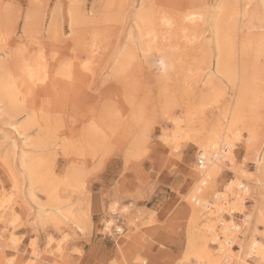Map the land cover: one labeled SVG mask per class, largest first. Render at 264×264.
I'll use <instances>...</instances> for the list:
<instances>
[{
	"label": "rangeland",
	"instance_id": "374dc122",
	"mask_svg": "<svg viewBox=\"0 0 264 264\" xmlns=\"http://www.w3.org/2000/svg\"><path fill=\"white\" fill-rule=\"evenodd\" d=\"M233 1L0 0V78L16 92L12 104L0 94V264H198L190 248L195 139L246 86V119L264 142V50L253 45L243 68L230 58L234 78L216 73L213 24ZM144 13L155 29L142 40ZM180 18H198L189 25L196 28L168 26ZM248 19H238L242 35ZM162 48L175 62L164 75L153 60ZM210 85L216 97L207 95ZM178 118L191 135L178 131ZM242 132L234 163L200 198L242 165L256 175ZM25 160L39 166L41 182ZM263 189L250 188L247 213L264 242L256 212L264 210ZM246 226L233 247L243 258Z\"/></svg>",
	"mask_w": 264,
	"mask_h": 264
},
{
	"label": "bare ground",
	"instance_id": "6f19581e",
	"mask_svg": "<svg viewBox=\"0 0 264 264\" xmlns=\"http://www.w3.org/2000/svg\"><path fill=\"white\" fill-rule=\"evenodd\" d=\"M262 1L264 0H260L259 2L261 3H258L255 6V0H242L241 2L239 0H234L233 6L229 5L230 7H223L221 9L222 11L219 9V18L213 24V34L214 39L216 40L217 48V74H221L229 78H234L233 76L236 75L237 72L235 73V70H233L235 68H233L229 64L228 60H230V58L240 57L241 67L243 68L244 66H246L245 59L246 56L248 57V51L250 48H254L253 45L258 46L259 49L262 51L264 50V31L259 30L257 32H253V29L255 28H264V2ZM226 3L227 0H225L224 6H226ZM252 4L254 5V7L251 9L249 8V6ZM223 15L224 19L222 18L221 20L220 16ZM245 16H249V21L245 25V27H247L248 34L242 35L239 32L242 31L244 25H240L238 19H240L241 17L243 18ZM139 18L141 22V28L139 31L140 38L143 40L147 37H150L151 33H154L152 31L155 28H153V20L150 19L149 15H146L145 13L144 15L140 14ZM197 19L198 18L191 20L195 21ZM178 20L179 21H171V19H169L168 26L173 28V30L175 29L178 31H183L184 29L191 30L192 27L196 28L195 26H189L192 24L191 20H184V18H180ZM243 21L244 19L242 20V23ZM153 60L155 61L158 71L161 73V75H164L171 71L173 64L175 63H173V58L166 52L165 48H162L157 51L155 53V57H153ZM232 62L233 61H231V64ZM29 73L32 77L34 72L32 73L29 70ZM14 84L15 83H13L12 80L8 81L5 78H0V94L1 96H5L11 104L14 101V94L16 93L14 92ZM210 86L214 88L209 90L207 95L211 96L212 98L216 97L219 94L217 88L215 87L216 85ZM245 91L246 86H244V90L242 93H239L237 97H234L232 99L230 107H228L227 110L223 112L221 118H219L216 123L211 125L210 128L204 127V129L202 130L203 132H200L202 135L198 136L195 139L196 143L200 147L199 151L207 157V163L205 167L207 168L209 173L208 186L212 185L213 181H218L220 174L223 171L227 162L234 163V159H236L235 150L238 148V144L241 143L243 140V129H245L249 135V138L246 142V149L248 152L254 154L255 163L257 165L255 176L252 175V173H248V171L244 170V168H242L244 165H242L241 168L233 171L235 173L234 176L232 177V179L227 181V183H225L224 187L221 190H217L214 192L213 188V190L209 192L208 196H202L203 198H200L203 203L208 204L215 193L222 192V194H226L230 198L225 203L216 204L215 208H210L206 205H203L204 207H202V205L193 203L191 210L193 219L191 223L193 224L195 230L193 229L192 232L190 248L192 249V253L197 257L198 264H240V261L245 262V264H254L248 261V259L250 258L258 259L260 263L264 264V242L256 238V233L254 231H250L252 225H249L248 223L249 220L252 219V215L247 213L249 212V209L247 207L248 201L246 196V193L247 195H249L248 193L251 187H264V142L262 141L263 139L261 137V133H259L256 128L257 125L255 127V124L252 125L250 122H248L249 120L246 119L247 108L245 101L249 100H245ZM178 120V131L181 133L184 132L186 135H191L189 130H184L181 128V122H184L182 118H178ZM23 163L24 166L27 167L28 172L30 173L34 181H36V183L41 182V179H43V177H39V166L30 160H25L23 161ZM202 171L203 168L197 166L191 171L190 178L194 179L196 178V176H198L199 180ZM198 180L196 183H198ZM218 183L219 182H217V185ZM242 183H245V186L247 188L246 193H243V191L238 188V186L242 185ZM48 193L51 194L50 191ZM116 205L117 204L115 203V206ZM225 210H229L230 212L241 210L244 213V219L242 221L241 226H246L247 224L249 225L246 226V229L248 228V231L245 234L247 242L245 241L244 243H242V241H240L238 244L245 248V255L247 260L246 258H243L240 254L234 253L236 252L233 249L234 245L236 244L235 240H242V238L240 239V233H238L240 225L236 230L232 229V227L230 228L228 226V223H226L227 220L222 216ZM256 212L258 214L257 221L260 223V226H264V210L262 208H257ZM111 216L112 217L106 221V226L108 228L112 224H115V214L112 213ZM231 222H233V220ZM220 223L224 225L220 226ZM49 239L52 240L53 238ZM58 243L62 244L63 240L59 239ZM216 243L218 244V248L214 252L211 249L212 246L210 247V245ZM6 259L7 261H9V263L14 261L13 258Z\"/></svg>",
	"mask_w": 264,
	"mask_h": 264
},
{
	"label": "built area",
	"instance_id": "2783aa9c",
	"mask_svg": "<svg viewBox=\"0 0 264 264\" xmlns=\"http://www.w3.org/2000/svg\"><path fill=\"white\" fill-rule=\"evenodd\" d=\"M243 159H244V157H243ZM196 160H197L196 163L198 164L199 167L203 168V171H202L200 178L198 180L199 184H198V188L196 189V194L192 195L191 201L195 204L202 205V207H204L203 205H206L210 208H215L216 204H221V203H225L226 201H228L230 199L229 196L226 194H222V192L215 193L208 204H205L201 201L199 194L201 195L202 193H204L202 189H204L208 185V179H209V173H208L207 168L205 167L206 163H207L206 162L207 157L202 152H199ZM238 188L241 191H243V193L247 192V188L245 186V183H242V185L238 186ZM247 201H248L247 202V205H248V203L250 201L249 195H247ZM222 216L227 220L226 223H228V226L230 228L232 227V229H235V230L238 228L239 225L240 226L242 225V221L244 219L243 213H241L239 211L230 212L229 210L228 211L225 210L224 213L222 214ZM232 220H233V222H231ZM220 225L223 226L224 224L220 223ZM114 231L116 234L119 235V234L123 233V228L120 226H115Z\"/></svg>",
	"mask_w": 264,
	"mask_h": 264
}]
</instances>
